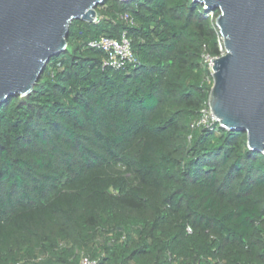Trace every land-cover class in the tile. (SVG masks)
Masks as SVG:
<instances>
[{
	"label": "trees",
	"instance_id": "1",
	"mask_svg": "<svg viewBox=\"0 0 264 264\" xmlns=\"http://www.w3.org/2000/svg\"><path fill=\"white\" fill-rule=\"evenodd\" d=\"M96 11L28 96L0 105V264H264V155L245 133L191 127L212 86L202 57L223 48L218 12ZM124 32L136 64L104 66L88 43Z\"/></svg>",
	"mask_w": 264,
	"mask_h": 264
},
{
	"label": "water",
	"instance_id": "2",
	"mask_svg": "<svg viewBox=\"0 0 264 264\" xmlns=\"http://www.w3.org/2000/svg\"><path fill=\"white\" fill-rule=\"evenodd\" d=\"M105 0H0V105L26 97L64 52L74 21L94 23ZM128 4L132 0H118ZM217 11L224 55L212 59L208 107L219 127L264 155V0H193Z\"/></svg>",
	"mask_w": 264,
	"mask_h": 264
},
{
	"label": "built area",
	"instance_id": "3",
	"mask_svg": "<svg viewBox=\"0 0 264 264\" xmlns=\"http://www.w3.org/2000/svg\"><path fill=\"white\" fill-rule=\"evenodd\" d=\"M207 16L213 17V11H207ZM125 20L128 18L125 16ZM98 22V16H96L94 23ZM128 22L132 24V21ZM90 49L99 50L105 53L106 59L103 63L104 66L111 67L114 70H120L124 68L126 64H136V57L132 52L130 41L126 36V32L122 33L119 39H113L109 37H99L88 43ZM221 56L224 55V50L220 45ZM203 62L206 64L212 74V58L208 55H203ZM212 78V77H211ZM215 124H218V120L215 119L209 110L208 104L207 108L201 110L199 119L191 126L192 128L204 127L211 128ZM190 232V229H187ZM78 264H97L96 261L90 260L88 258H82Z\"/></svg>",
	"mask_w": 264,
	"mask_h": 264
}]
</instances>
